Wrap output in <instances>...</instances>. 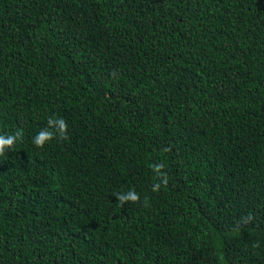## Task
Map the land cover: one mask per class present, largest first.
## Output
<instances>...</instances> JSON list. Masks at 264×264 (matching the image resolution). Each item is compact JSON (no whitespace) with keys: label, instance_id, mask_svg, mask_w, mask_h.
<instances>
[{"label":"trees","instance_id":"trees-1","mask_svg":"<svg viewBox=\"0 0 264 264\" xmlns=\"http://www.w3.org/2000/svg\"><path fill=\"white\" fill-rule=\"evenodd\" d=\"M18 129L0 264H264V0H0Z\"/></svg>","mask_w":264,"mask_h":264},{"label":"clouds","instance_id":"clouds-1","mask_svg":"<svg viewBox=\"0 0 264 264\" xmlns=\"http://www.w3.org/2000/svg\"><path fill=\"white\" fill-rule=\"evenodd\" d=\"M48 127L42 129L38 134L33 138V143L37 147H43L46 142L57 138L67 140L69 137L67 135V122L63 118L52 119L50 118L47 121ZM23 133L21 130H17L11 135H0V155H4L7 149H11L18 139H21ZM167 151V149H165ZM156 177L159 178V182L155 183L152 187L153 192H158L162 185L166 186L168 183V176L165 172H162L164 165L162 163L151 165ZM118 203L123 206L125 202L131 201L133 203L140 200V196L135 192L134 189L129 190L126 194L116 193ZM148 201L145 198L144 206H147ZM251 219V216H249Z\"/></svg>","mask_w":264,"mask_h":264}]
</instances>
